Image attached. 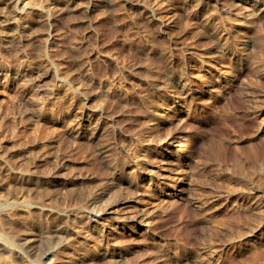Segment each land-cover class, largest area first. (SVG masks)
Instances as JSON below:
<instances>
[{
	"label": "rangeland",
	"instance_id": "rangeland-1",
	"mask_svg": "<svg viewBox=\"0 0 264 264\" xmlns=\"http://www.w3.org/2000/svg\"><path fill=\"white\" fill-rule=\"evenodd\" d=\"M16 1L0 13L32 6L0 31V264H264L263 12Z\"/></svg>",
	"mask_w": 264,
	"mask_h": 264
},
{
	"label": "bare ground",
	"instance_id": "bare-ground-1",
	"mask_svg": "<svg viewBox=\"0 0 264 264\" xmlns=\"http://www.w3.org/2000/svg\"><path fill=\"white\" fill-rule=\"evenodd\" d=\"M13 1H15V0H7V3L6 4H8V2L9 3H11V2H13ZM18 1L19 0H17L16 1V4L18 3ZM216 2H217V4L221 7V8H228L229 6H230V4L231 3H233V5H235V6H237V7H239V11H237L238 12V14H239V16H241V17H248V16H250V15H252V13L254 14V11L255 10H260L261 12H263V14H264V0H228V1H230L229 3H227L226 2V0H215ZM60 2V1H59ZM216 4V5H217ZM232 5V6H233ZM32 6V5H31ZM31 6L29 7V5L28 6H23V7H21V8H19V9H16V13H14L13 14V16H11V15H7V13L5 14V13H0V16H1V18L2 19H0V31H3L4 32V30L7 32V30H6V28H9V27H11L12 25H14L15 23H17V20L20 18V17H22V16H27V15H29L30 14V11L28 10V8H31ZM39 6V5H38ZM41 7V6H40ZM40 7H38V8H40ZM34 8V7H33ZM231 8H234L235 9V7H231ZM230 8V9H231ZM222 10V9H221ZM224 10V9H223ZM257 10V11H258ZM234 11V10H233ZM236 11V10H235ZM234 11V12H235ZM257 11H255V12H257ZM38 13V12H37ZM257 13H260V12H257ZM261 14V13H260ZM251 17H253V15L251 16ZM245 19V18H244ZM247 19V18H246ZM251 19V18H250ZM249 18H248V20H250ZM166 27V26H165ZM2 33V32H1ZM4 34V33H3ZM4 36V35H3ZM1 68V67H0ZM18 69L20 68V67H17ZM26 68V67H25ZM17 69V70H18ZM17 70H16V72H17ZM23 71H24V69H23ZM22 71V72H23ZM24 73V72H23ZM16 74V73H15ZM26 74V73H25ZM21 75V74H20ZM22 75H24V74H22ZM19 76V75H18ZM26 76V75H25ZM24 77V76H23ZM23 77H21V79L23 78ZM16 78H18L17 76H16ZM23 79H25V78H23ZM29 79V78H28ZM12 80V79H11ZM20 89V88H19ZM176 89H178V88H176ZM181 91V90H180ZM180 91L179 90H176V93H180ZM15 92V91H14ZM46 110V109H45ZM92 110H95L94 108L92 109ZM94 112V111H93ZM45 114V112H41L40 111V113L38 114V115H36V116H42V115H44ZM66 116L68 117V115L66 114ZM75 117V116H74ZM78 117V116H77ZM76 117V118H77ZM71 118V117H70ZM73 118V117H72ZM75 118V119H76ZM91 117H89V119H90ZM74 119V121L73 120H71V121H73V122H75L76 120ZM78 119H79V117H78ZM94 119V118H93ZM70 120H68V122H69ZM88 121V120H87ZM98 121V120H97ZM71 123V122H70ZM69 124V123H68ZM91 124H93V123H91ZM71 125V124H70ZM74 126H75V123L73 124ZM72 125V126H73ZM78 125H80L79 124V122H78V124L76 123V126L78 127ZM90 125V124H89ZM73 126V127H74ZM95 126V125H94ZM76 127V128H77ZM69 128H70V126H69ZM100 128V127H99ZM77 129H79L80 131H79V133L80 134H82V135H84V129H81V127H79V128H77ZM188 138V137H187ZM186 140V139H185ZM185 140H183V141H185ZM185 142H187V140L185 141ZM180 143V142H179ZM184 143V142H183ZM178 145V144H177ZM184 145V144H183ZM182 145V146H183ZM180 146V145H179ZM179 148V147H178ZM182 148V147H181ZM183 149H184V147H183ZM185 149H186V147H185ZM179 151H180V148L178 149ZM133 167H134V165H129V168H132L131 169V171L133 170ZM128 202H130V200H125V201H122V202H119V203H116V204H113V209L111 210V211H109V212H104V211H92L91 213H92V215L90 216V219L92 220V221H95L96 223H100L99 221L100 220H102V219H105V214H107V213H109V216L110 215H114V211L116 212L118 209H121L120 208V206L122 207V206H126V204L128 203ZM129 204V203H128ZM112 213V214H111ZM131 213V212H130ZM127 215V214H126ZM93 216V217H92ZM126 217V220H128V221H138V220H140V221H143V213L140 211V210H134V212H132L131 214H129L128 216H125ZM38 240V238H35V239H31V240H29V243L31 242H36ZM37 248V246L36 245H33V244H31V245H29V250H35ZM61 251V250H60ZM63 252V251H62ZM104 253V252H103ZM115 253V252H114ZM55 255V257H56V260H57V257L59 256V251L57 250V251H53V250H45L44 252H43V257L44 258H47L48 256H50V255ZM118 253H115V255H117ZM59 258V257H58ZM210 259V258H209ZM208 261V260H207ZM203 264H216V263H213L212 261H209V262H206V263H203Z\"/></svg>",
	"mask_w": 264,
	"mask_h": 264
}]
</instances>
